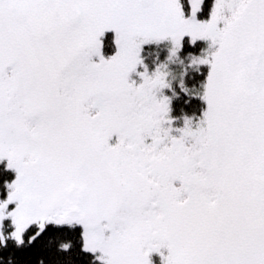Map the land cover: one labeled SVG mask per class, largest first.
<instances>
[{
  "label": "snow or ice",
  "instance_id": "obj_1",
  "mask_svg": "<svg viewBox=\"0 0 264 264\" xmlns=\"http://www.w3.org/2000/svg\"><path fill=\"white\" fill-rule=\"evenodd\" d=\"M194 3L186 16L180 0H0V159L17 173L0 248L81 225L48 238L50 264H151L162 247L164 264H264V0H215L203 21ZM185 34L215 47L194 60L211 66L207 108L174 135L166 73L129 76L142 44L171 37L175 53Z\"/></svg>",
  "mask_w": 264,
  "mask_h": 264
},
{
  "label": "trees",
  "instance_id": "obj_2",
  "mask_svg": "<svg viewBox=\"0 0 264 264\" xmlns=\"http://www.w3.org/2000/svg\"><path fill=\"white\" fill-rule=\"evenodd\" d=\"M184 5L185 15L190 13V5L188 0H180ZM215 0H203L202 7L198 13L199 19H207L211 14ZM103 54L110 57L116 52L115 34L108 31L101 38ZM205 51V43L197 41L192 43L189 38H184L181 50L178 57L167 62L169 58V49L166 43L159 45L146 46L143 52V57L150 70L154 69L160 64H165L169 76V89L167 93L170 97V114L176 120V125L182 124L185 117L189 119L201 116L206 109V101L202 97L203 88L207 81V76L210 72L208 65L194 63L196 58L203 56ZM179 122H178V121ZM15 178V172L7 167L5 161H0V188L4 187L7 181ZM36 226L33 225L34 229ZM6 234L9 232L8 227H5ZM25 234L26 244L27 235ZM65 233L70 237H77L78 233L82 231V226L76 225L74 228L63 226L57 228L49 226L46 233L33 245L27 247L17 248L15 242L9 239L7 247L0 248V255L5 257V260L0 261V264H18L14 257L9 255L14 253L20 256L21 252L30 253L31 260L29 264H50V257L47 254L45 245L48 238L54 236L57 232ZM9 255V257H8ZM8 257V259H6ZM2 259V258H0ZM86 264H103L100 260L96 259L93 254L89 253L86 258Z\"/></svg>",
  "mask_w": 264,
  "mask_h": 264
},
{
  "label": "rangeland",
  "instance_id": "obj_3",
  "mask_svg": "<svg viewBox=\"0 0 264 264\" xmlns=\"http://www.w3.org/2000/svg\"><path fill=\"white\" fill-rule=\"evenodd\" d=\"M213 6H214V4H213ZM192 7H193V10H194L195 9L194 0H193ZM199 12H200V10L197 12V19H199V16H198V13ZM190 15H191V10H190V13H189L188 16H190ZM209 18H210V16H209ZM209 18L203 19V20H208ZM199 20H201V19H199ZM108 31L114 32V34H115V31L113 29L106 30L105 33L108 32ZM186 37L189 38L192 43H194L192 41L191 34H185L184 37L181 40V47H182V42H183L184 38H186ZM197 41H203L205 43V51H204L203 56H208V55H211L212 54V52L214 51V47L215 46L212 45V42H211V40L209 38H197L195 42H197ZM163 43H166L168 45L169 55H170L169 58L167 59V62L168 63H171V61H173L174 59H176L178 57V53L181 50V47L175 53H173L172 49L175 47V45H174V41L171 39V37L166 38V39H162V40H159V41H156V40L148 41V42H146V43H144V44L141 45L140 56L142 58V63L138 64L136 70L130 73V76H129L130 81L134 80V81H136L137 84H139L143 80V77L140 75L141 72H144L145 70H147V72L149 74H152L159 67L162 72L166 73L165 79L167 80V83L169 84V82H170L169 81L170 74L168 73L167 68L165 67V64H160V65L156 66L154 69L150 70L149 67L147 66L146 62H145L144 57H143V52H144V49H145L146 46H149V45H159V44H163ZM116 50H117V45H116ZM102 53H103V50H102ZM203 56H201V57H203ZM105 58H107V57L105 56ZM198 58H196V59H198ZM92 59L94 61H97L98 62L99 61V56L94 55L92 57ZM206 65H208L209 69L211 68L210 64H206ZM11 67L12 66L10 65L9 68H8V71L9 72L11 71ZM168 89H169V87H165V88L161 89L160 91L157 92V96L159 97V96H162L163 95V96H168L169 97V95L167 93V90ZM206 108H207V105H206ZM96 110L97 109H92L93 112H95ZM168 115L171 117L170 112L168 113ZM201 117H202V115L190 119L192 121L193 127L199 125ZM171 123H172V128H173V134L174 135H179L180 133L178 131H176V130L179 129V128H183L184 127V125H185V119L183 120L182 124L176 125V120H174L172 118ZM118 138H119L118 137V134H113V137L111 138V140L109 141V143L115 144L118 141ZM148 139H149V142H150V139L151 138H148ZM0 161H5L6 164L8 165L7 157H4L3 159H0ZM10 169H12L15 172V177H16V175H17L16 170L14 168H10ZM13 180H11V181H13ZM11 181H7L6 184L4 185V187L0 188V199H5L7 197V191H8L7 183H11ZM176 184L179 185V181H176ZM12 206H14V205H12ZM5 227H8V229H9V232L8 233H10L13 230V227L14 226L11 224L10 218L9 219H6L4 221V227H3V230L2 231L6 234ZM161 253H164L165 255H167L168 248L167 247H162L159 252L158 251L147 252V257L146 258L151 261V264H164L163 257L161 255Z\"/></svg>",
  "mask_w": 264,
  "mask_h": 264
},
{
  "label": "flooded vegetation",
  "instance_id": "obj_4",
  "mask_svg": "<svg viewBox=\"0 0 264 264\" xmlns=\"http://www.w3.org/2000/svg\"><path fill=\"white\" fill-rule=\"evenodd\" d=\"M202 2H203V0H202Z\"/></svg>",
  "mask_w": 264,
  "mask_h": 264
}]
</instances>
